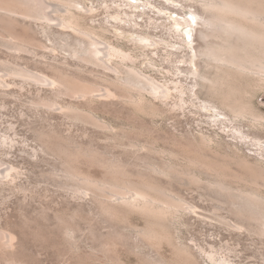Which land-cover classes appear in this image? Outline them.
<instances>
[{"label":"bare ground","instance_id":"6f19581e","mask_svg":"<svg viewBox=\"0 0 264 264\" xmlns=\"http://www.w3.org/2000/svg\"><path fill=\"white\" fill-rule=\"evenodd\" d=\"M102 2L107 4L106 0ZM183 3L199 4L201 8L200 12L194 11L185 16L195 27H203L200 31L203 44L195 46L192 41L187 45L177 44V41L149 38L141 34L130 42L135 47L148 51H158L161 44H167L173 52H191L192 63L194 59L203 60L204 69L199 70L201 64L197 62L196 68L185 71L188 78L194 80L189 90L180 88L178 84L174 88L170 85L175 84L173 80L165 81L169 84L159 82L138 69L133 53L127 52L120 43L116 44L106 36L109 33L106 34L109 31L106 25L113 27L109 18L105 20L106 24L101 22L98 29L95 26L98 8L95 10L94 7L87 6L85 0H0V28L5 39L11 38L12 41H8L15 48L31 52V48L45 47V50L55 54V47L46 48L43 41L46 38L53 43L66 45L69 55L67 60H77V63L86 64L87 67L92 65L88 70L81 68V65L72 71L73 67L68 70L62 64H53L52 76L32 73L25 68L13 70L25 79L46 86L57 97L67 96L72 99L71 102L62 104L38 93L34 101L36 108L54 112L60 110L66 117L91 124L107 135L103 139L105 150L94 147L92 143L85 147L75 142L58 144L60 141L52 142L44 133L38 137L47 148H55L53 150L62 154L64 169L61 176L67 187H73L75 197H92L97 203L99 214L105 217L106 222L125 221L124 228L131 230L135 236V241L132 240L135 244L131 245L135 250L148 248L154 251L152 254L156 253L155 256L145 254L144 262L147 264H200L191 247L176 241L179 230L177 221L184 214L197 216L199 210L198 206L181 195L176 186L196 189L201 200L213 202L212 214L235 232L245 230L264 239V193L261 188L264 187L263 161L258 158L250 159L248 155L240 156L235 151L220 155L215 139L206 133L187 142L186 146L189 145V148H185L186 140H183L187 151L160 149L157 142L143 143L136 140L132 135L129 136L126 128H119L97 115L99 103L107 107L116 105V100H119L134 113L156 119L168 112L165 107H168L169 100L175 94L173 100L177 101L171 107L172 110H185L193 106L195 111L192 112H205L215 127H221L225 133L233 131L242 138H250L253 135L237 127L239 122L245 120L251 128H263L264 115L254 107L250 93L264 88V0H183ZM178 19L184 22L183 16ZM133 23V26H137V22ZM16 26H21L23 33L15 30ZM192 27L187 26L189 30ZM148 66L157 67V64L151 59ZM100 68L114 76L104 77L105 72L102 76L97 75ZM167 73L171 74V70H167ZM2 83L0 80V85ZM196 88H200L196 96L199 93L204 95V100L200 103L189 95L194 94ZM157 101L161 104L156 103ZM253 140L261 145V137L253 136ZM110 149L119 150L120 154H115V151L112 153ZM211 154L214 156L211 157ZM123 155L131 156L135 161H126ZM80 163L102 168L103 177L97 178L82 171L78 167ZM231 165L238 166L241 172L234 171L229 167ZM11 174L12 171L7 175L0 171V185L6 182L5 179L11 178ZM221 205L229 209L236 221H225L219 214ZM132 215L139 216L145 225H134L129 218ZM66 227V235L71 237L72 231ZM117 228L115 229L119 230ZM113 235L117 238L116 234ZM8 237L9 234L0 231V244L4 247L9 246ZM117 240L119 239L115 241ZM71 242L73 245V241ZM112 244L114 243L101 244L102 247L97 252L109 253ZM163 244L173 248V261L160 255ZM207 256L209 260L219 264H234L227 256L217 253Z\"/></svg>","mask_w":264,"mask_h":264},{"label":"rangeland","instance_id":"374dc122","mask_svg":"<svg viewBox=\"0 0 264 264\" xmlns=\"http://www.w3.org/2000/svg\"><path fill=\"white\" fill-rule=\"evenodd\" d=\"M106 1L107 4L102 0H85L87 6L94 7L95 10L98 8L95 14V26L100 29L101 22L105 23V20L109 18L113 27L106 25L109 28L106 36L110 41L120 43L119 45L123 46L127 52L133 53V57L136 58L135 66L138 69L162 83L169 84L165 81L173 80L175 84L170 85L174 88L178 84L180 88L191 89L194 80L188 78L185 71L188 68H196L197 62L201 64L198 69H204L203 60L194 59L192 63L191 52L185 50V52L176 53L170 50L167 44H161L158 51L140 49L130 40L132 38L136 40L138 34H141L149 38L177 41V44L187 45L191 44L190 41L195 42V46L203 44L200 38L203 27H195V24H191L187 18L194 11H201L199 4H187L183 3V0L181 3L179 0ZM106 6L109 8L107 9ZM182 16L184 22L178 19ZM133 22H137V26H133ZM187 26L193 27L189 30ZM193 28L196 29L193 30ZM15 30L23 33L21 26H16ZM116 36L119 37L116 38ZM4 37L5 34L3 35L0 28V80L3 82L0 85V171L5 175L12 171V174L11 178L5 179L6 182L0 185V231L9 234V246L4 247L0 244V264H117L119 260V264H147L144 262L145 256L154 251L148 248L135 250L134 246H131L135 244V236L131 230L124 228L125 221L120 219L122 222L114 220L106 222L105 217L99 214L97 203L92 197H75L73 187H67L62 179L64 169L62 154L53 150L55 148H47L38 137L39 134L44 133L51 138L52 142L60 141L58 144L67 145L75 142L85 147L92 143L94 147L105 150L103 139L107 135L91 124L66 117L60 110L54 112L46 108H36L34 101L38 93L56 99L62 104L69 103L72 99L67 96L57 97L46 86H40L35 83L36 81L25 79L13 70L25 68L32 73L38 72L52 76L51 65L53 64L59 66L62 64L63 67L69 68L68 70L73 67L72 71L81 65V68L88 70L92 68V65L87 67L86 64L77 63V60H67L69 55L66 52V45L59 42L53 43L46 38L43 39L47 45L46 48H56L55 54L45 50V47L31 48L29 52L15 48L8 41H12L11 38ZM151 59L156 62L157 67L148 66ZM5 66L10 70H7ZM99 70L100 72L96 73L102 76L105 70L101 68ZM167 70H171V74H168ZM103 76L112 77L114 74L105 72ZM198 91L200 92V88H196L195 93H189V95L200 103L204 100V95L199 93L196 96ZM255 92L250 93V100L253 98L251 102L254 107L258 113L264 115V88L262 90L259 88ZM175 97L174 94L173 98ZM173 98L169 100L168 107H165L168 112L156 119L134 113L130 107L119 100H116V105L107 107L99 103L96 112L99 118L106 122L119 128H126L129 136L132 135L131 137L136 140L143 143L157 142L160 149L187 151L188 149H184L187 142L198 139L206 133L215 139L216 149L220 155L235 151L240 156L248 155L250 159L258 158L264 162V126L251 128L247 126L249 123L247 120L237 125L246 133L261 137V145H257L253 136L242 138L236 132L225 133L221 127H215L205 112L202 111L201 114L192 112L195 111L193 106L185 110H172L171 107L177 101ZM156 103L161 104L158 101ZM183 140H186L184 146ZM185 148H189V145ZM114 151L115 154H120L119 150H111L112 153ZM213 156L214 154H211V157ZM129 157L132 158L123 155L126 161H135L134 158ZM78 167L97 178H102L104 175L103 169L97 166L80 163ZM229 167L241 172L236 165ZM175 188L188 202L199 207L197 216L184 214L179 219L180 222L177 221L179 230H177L176 241L191 247L200 264H219L209 260L207 254L212 253L227 256L234 264H264L263 238L245 230L235 232L227 223L212 214L213 202L201 200L196 189H183L178 186ZM261 188L264 193V187ZM219 214L226 219V222L236 221V217L229 213L225 205L220 206ZM129 218L134 225L139 227L145 225L144 220L137 215L129 216ZM119 225L121 227H118ZM66 226L72 231L71 237L66 235ZM114 227H118L117 229L122 233ZM114 229L115 232H113ZM113 234H116L117 238ZM116 239L121 241H115ZM71 241L73 245H76L73 246ZM105 242L114 243L110 246V252L101 254V251H98V254L97 250ZM106 255L107 258H105ZM152 255L155 256L156 253ZM160 255L170 262L174 260L173 248L168 244H163Z\"/></svg>","mask_w":264,"mask_h":264}]
</instances>
